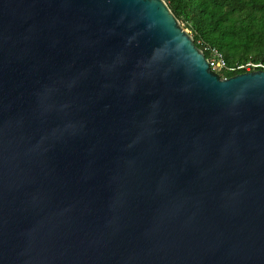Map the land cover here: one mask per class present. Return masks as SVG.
I'll return each mask as SVG.
<instances>
[{
  "label": "water",
  "instance_id": "95a60500",
  "mask_svg": "<svg viewBox=\"0 0 264 264\" xmlns=\"http://www.w3.org/2000/svg\"><path fill=\"white\" fill-rule=\"evenodd\" d=\"M0 264H264V70L164 0H0Z\"/></svg>",
  "mask_w": 264,
  "mask_h": 264
},
{
  "label": "trees",
  "instance_id": "16d2710c",
  "mask_svg": "<svg viewBox=\"0 0 264 264\" xmlns=\"http://www.w3.org/2000/svg\"><path fill=\"white\" fill-rule=\"evenodd\" d=\"M179 23L190 30L206 58L215 48L228 67L257 65L264 70V0H164ZM244 68L227 71L231 77Z\"/></svg>",
  "mask_w": 264,
  "mask_h": 264
},
{
  "label": "built area",
  "instance_id": "2783aa9c",
  "mask_svg": "<svg viewBox=\"0 0 264 264\" xmlns=\"http://www.w3.org/2000/svg\"><path fill=\"white\" fill-rule=\"evenodd\" d=\"M211 52V56L208 59L209 67L214 72L218 73L220 77L224 78V73L227 71H234V69H241L246 67H255L257 65H253L251 63H247L244 66H236L235 68L228 67L222 57V55L215 48H207Z\"/></svg>",
  "mask_w": 264,
  "mask_h": 264
},
{
  "label": "rangeland",
  "instance_id": "374dc122",
  "mask_svg": "<svg viewBox=\"0 0 264 264\" xmlns=\"http://www.w3.org/2000/svg\"><path fill=\"white\" fill-rule=\"evenodd\" d=\"M181 24V26L183 27V29H185L190 35H191V33H190V30L188 29V28H186L185 26H184V24H182V23H180ZM246 71H251V69H250V67L248 66V67H246V68H244Z\"/></svg>",
  "mask_w": 264,
  "mask_h": 264
}]
</instances>
